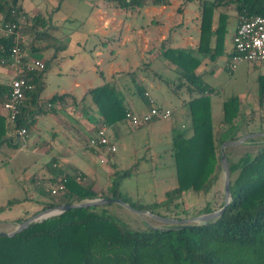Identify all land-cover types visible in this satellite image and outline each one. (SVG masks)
I'll list each match as a JSON object with an SVG mask.
<instances>
[{
	"label": "crops",
	"instance_id": "1",
	"mask_svg": "<svg viewBox=\"0 0 264 264\" xmlns=\"http://www.w3.org/2000/svg\"><path fill=\"white\" fill-rule=\"evenodd\" d=\"M17 6L23 51L26 56L41 59L47 68L39 96L41 108L35 110L27 133L19 138L12 130L0 146V188L20 189L15 196L2 199L0 205L9 199H18L16 205H21L34 198L32 193L26 194L25 183L30 182L39 201L26 216L41 211L47 198L37 185L53 184L54 164L62 173H81L84 181L99 189L106 188L115 174L129 171L120 185L126 179L141 178V183L151 184V188L138 191V197L152 194L159 184H173L162 189L160 195L153 193L155 201L162 200L176 184L172 137L178 132L185 136L192 133L187 104L191 94L178 79L175 66L162 56L167 47L190 49L200 60L196 74L212 88L209 96L216 132L222 119V103L231 96L239 100L240 117L235 126L238 138L245 128L264 127V96L259 95L260 85L264 87V65L243 61L230 68L232 36L238 24L234 4L219 9L228 18L222 44L216 48L219 53L214 57L197 50L200 0H170L167 5L128 10L104 0H17ZM35 18L45 25L33 28ZM38 31L47 35L34 39ZM131 72L136 74L132 76ZM12 77L13 70L0 64V83H10ZM107 82L120 92L126 108L144 112L150 98L153 104L169 108L170 116L139 126L125 120L108 126V134L117 146L115 152L89 147L88 138L101 116L87 94ZM135 83L144 90V96L135 93ZM53 95L68 98L48 110L44 102ZM6 114L0 103V116ZM14 167L18 172L15 175ZM166 167L168 175H163ZM4 169L9 170L8 179L2 173ZM100 182L106 185L98 187Z\"/></svg>",
	"mask_w": 264,
	"mask_h": 264
},
{
	"label": "trees",
	"instance_id": "2",
	"mask_svg": "<svg viewBox=\"0 0 264 264\" xmlns=\"http://www.w3.org/2000/svg\"><path fill=\"white\" fill-rule=\"evenodd\" d=\"M104 1L124 10L170 3V0ZM228 4H234L238 17L264 15V0H200L199 52L211 53L213 57L219 53L216 48L222 44L228 18V14L219 9ZM18 17L17 0H0V27L6 22H16ZM38 24L45 25L44 21L39 22L35 18L33 28ZM45 34L38 31L34 39ZM13 43L12 35L0 33V64L7 65ZM20 46L23 50L22 42ZM161 53L175 66L178 79L191 94L187 104L192 133L185 136L178 132L171 140L175 186L165 192L162 200L143 203L133 201L120 189V180L129 176V171L115 174L104 189L84 181L79 172H63L64 188L56 194H50L55 180L47 187L45 184L37 185L47 198L42 210L85 199L115 197L134 209L171 217L167 213L174 212L184 194L192 192L205 196L215 186L222 172L220 146L226 139L238 138V127L235 126L240 117L239 100L231 96L223 101L222 119L216 132L209 96L212 88L196 74L200 60L192 55L190 49L167 47ZM46 68L47 64L43 62L41 70L30 74L32 86L24 90L15 123H10L7 114L0 116V146L15 128L24 127L27 133L35 110L41 108L39 96ZM135 74L130 73L132 76ZM9 92L10 83H0V103ZM135 93L144 96V90L137 83ZM87 95L101 116V122L112 126L124 120L128 108L120 92L110 83L90 89ZM259 95L264 96V87L261 85ZM67 98L65 95H53L44 102V107L54 110V104L64 102ZM47 103L52 106L47 107ZM263 131L264 127H260L249 133ZM254 139L248 141L253 142ZM226 158L231 201L214 221L179 227L172 224L151 226L144 222V227L132 228L121 221L120 216L108 210V206L120 205L117 203L70 208L31 223L12 236H0V264H264V145L253 152L240 154L237 159H231L228 154ZM54 168L55 175L62 173L56 166ZM78 174L80 180L76 179ZM17 203L18 199H9L0 205V213ZM161 209L165 212L162 213ZM210 211L213 210L206 202L193 215ZM174 217L178 218L177 214ZM26 218L28 216L22 215L5 221L18 224Z\"/></svg>",
	"mask_w": 264,
	"mask_h": 264
},
{
	"label": "built area",
	"instance_id": "3",
	"mask_svg": "<svg viewBox=\"0 0 264 264\" xmlns=\"http://www.w3.org/2000/svg\"><path fill=\"white\" fill-rule=\"evenodd\" d=\"M21 18H24L21 16ZM0 33L13 36V46L7 58V65L13 70V77L10 81V92L2 102L7 112L8 119L14 124L19 113V105L23 98L24 90L31 88L32 72L43 68V61L38 58L26 56L20 46L23 39V32L20 17L16 22H6L0 27ZM233 52L230 61V68L237 63L247 61L264 65V15H240L238 24L232 36ZM147 95V93L145 94ZM149 108L141 113L130 109L125 111L124 120L133 126L145 124L156 118H168L171 110L167 107L153 104L149 98ZM58 104V103H57ZM59 105V104H58ZM51 107V103H47ZM15 134L21 138L26 134V128H15ZM87 145L92 148H101L106 152H115L116 144L108 134V125L101 122L96 126L94 134L88 138ZM55 167V164L53 165ZM64 173L55 176V183L50 189L54 195L64 188ZM77 180L81 179L78 174Z\"/></svg>",
	"mask_w": 264,
	"mask_h": 264
},
{
	"label": "rangeland",
	"instance_id": "4",
	"mask_svg": "<svg viewBox=\"0 0 264 264\" xmlns=\"http://www.w3.org/2000/svg\"><path fill=\"white\" fill-rule=\"evenodd\" d=\"M249 110H247V111H249ZM252 127H248L247 129L245 128L244 131L239 133V135L243 136L246 134H250L249 131L256 128V127H254V128H252ZM254 133H256V132H254ZM262 137L263 136L251 137V138H255L253 142L248 141V140H250V137H248L240 143H237L235 145H230L224 149L225 154H228L231 159H237L240 154H242L246 151L253 152L256 149H259L264 145V138H262ZM12 167H13V164H12ZM14 168H16V167H14ZM168 170H169L168 167L164 168L163 175H168ZM13 171H14V175L18 173L17 168L13 169ZM2 173L4 174L5 178L8 179L9 170L4 169V170H2ZM124 178H126V177H123L122 179H124ZM142 180H143L142 178L138 179V181L126 179L124 184L120 185V189L124 194L129 196L133 201H139V202H143V203H153V202H155V199H156L154 197V194L160 195L162 189L170 188L173 185V184H159L158 188L152 190V192L154 194L153 193L151 194L148 192L149 194L145 193L144 196L138 197L137 196L138 191L146 190L147 188H151V187H149L151 184H143V183H141ZM100 183L101 184H96V185L98 187H101V186L103 187L106 185V184H103L104 182H100ZM25 184H28V185H26L27 196H28V194L32 193L31 195L34 196V198L22 201L21 205H15L10 210L8 209L5 212H3L2 214H0V218H1L0 219V231L9 232L16 226V224H12V223H10V221H5V220H8L7 219L8 217L13 218V217H16L20 214L21 215H24V214L27 215L28 212L30 213V211H32L33 208H35L37 206L38 201H39L38 192L34 191L33 186H32L33 184H31L30 182H27ZM18 190H20V189H18L17 186H15V187L9 186V187L0 188V202L2 201V199L6 198V197L15 196L16 192H18ZM206 202H208L210 204V207L212 208V210L219 209L221 207V204L224 202L223 170L219 175L217 183L215 184V186L210 190V192L207 195L202 196V194L198 193V195H197L196 193H192V192L186 193L182 196L181 200H179L178 207L175 208L174 212L170 211L167 214H169L172 218H175L174 217L175 214H177L178 218H191L194 216L193 215L194 213L198 212L199 209L205 205ZM108 210L110 212L115 213L118 216H120V220L123 221L124 223L128 224L132 228H142V227H144V222L147 223L148 225H151V226L165 225V223L160 222L156 219L150 218L148 216H145L143 219L142 216H140L139 214H137L135 212L128 210L127 208L123 207L122 205H116L115 204V205H112L111 207L108 206ZM183 210L186 212H183ZM161 212L164 213L165 211H163L161 209ZM9 220H11V219H9Z\"/></svg>",
	"mask_w": 264,
	"mask_h": 264
},
{
	"label": "water",
	"instance_id": "5",
	"mask_svg": "<svg viewBox=\"0 0 264 264\" xmlns=\"http://www.w3.org/2000/svg\"><path fill=\"white\" fill-rule=\"evenodd\" d=\"M254 136H263L264 137V131L263 132H257V133H250L241 136L240 138L236 140H226L224 141L220 146V164L223 170V177H224V202L223 205L217 209L213 210L207 213L199 214L196 216H193L191 218H171V217H164L160 215H156L148 210H137L131 207L128 203L112 197V198H104V197H97L93 199H85L77 203H71V204H60L56 205L54 207L45 208L36 214L26 218L25 220L19 222L16 224V226L9 232H3L0 231V236H12L15 233L21 231L31 223L42 221L43 219H46L48 217L60 214L64 212L67 209L70 208H76V207H88L92 205H101V204H110V203H117L122 205L123 207L127 208L128 210L135 212L142 216L144 219L145 216H148L150 218L156 219L160 222H163L165 224H172L176 227L179 226H185V225H199L204 224L210 221H214L217 217H219L222 212L224 211L225 207L230 203L231 201V194H230V187H229V169H228V162L226 158V154L224 149L230 145H235L237 143H240L244 141L248 137H254ZM165 228V227H164Z\"/></svg>",
	"mask_w": 264,
	"mask_h": 264
}]
</instances>
